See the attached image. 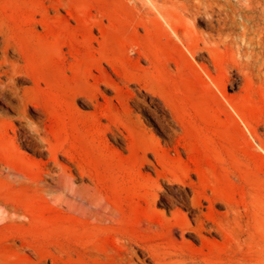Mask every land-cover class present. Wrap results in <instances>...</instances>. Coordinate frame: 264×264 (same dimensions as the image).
Here are the masks:
<instances>
[{"label":"rangeland","instance_id":"obj_1","mask_svg":"<svg viewBox=\"0 0 264 264\" xmlns=\"http://www.w3.org/2000/svg\"><path fill=\"white\" fill-rule=\"evenodd\" d=\"M130 258L264 264V0H0V264Z\"/></svg>","mask_w":264,"mask_h":264},{"label":"bare ground","instance_id":"obj_2","mask_svg":"<svg viewBox=\"0 0 264 264\" xmlns=\"http://www.w3.org/2000/svg\"><path fill=\"white\" fill-rule=\"evenodd\" d=\"M133 2V1H132ZM146 3V2H145ZM53 11V10H52ZM94 12V11H93ZM91 19H92V17H91ZM191 36V35H190ZM192 37H189L188 36V40L189 39H191ZM194 38V37H193ZM193 39H191V43H190V45H189V49L192 51V54H193V56H196V55H198V52L200 51V50H202V47L199 45V40L198 39H196V41H192ZM198 40V41H197ZM189 42H190V40L188 41V44H189ZM203 43V42H202ZM205 43V42H204ZM209 76L212 78V80H214V81H216L217 82V80H218V78H217V76L213 73V71L212 70H209ZM119 102V101H118ZM66 175V177H69V176H71L70 174H65ZM66 182H67V184L69 183L68 182V180H66ZM147 195H152V196H157V193H152V191H151V188L147 191V193H146ZM99 208L100 209H102L103 207L100 205L99 206ZM99 212H102V210H99ZM20 216V215H19ZM22 216V215H21ZM20 216V217H21ZM19 217V218H20ZM142 246V245H141ZM125 261V260H124ZM130 264H134V262H133V260L130 258Z\"/></svg>","mask_w":264,"mask_h":264}]
</instances>
